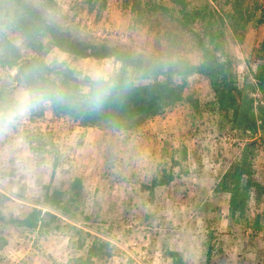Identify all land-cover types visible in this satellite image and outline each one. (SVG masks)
<instances>
[{"label": "rangeland", "instance_id": "374dc122", "mask_svg": "<svg viewBox=\"0 0 264 264\" xmlns=\"http://www.w3.org/2000/svg\"><path fill=\"white\" fill-rule=\"evenodd\" d=\"M24 1L86 47L116 48L165 66L199 63L192 36L175 17L147 12V0H138L146 11L142 16L132 8L135 0ZM186 1L203 7L211 0ZM212 2L218 9L229 7L228 0ZM245 4L252 13L246 31L241 37L234 38L229 31L226 36L238 86L251 88L264 54V26L257 22L264 15V0ZM47 61H65L88 77L100 68L112 74L119 68L112 59L76 61L56 51ZM187 83L194 100L146 121L136 134L110 135L72 127L67 118L55 122L49 115L31 119L30 114L18 124L20 131L0 133V214L22 218L35 208L43 216L46 188L63 187L79 177L85 189L81 210L87 216L72 222L81 232L54 231L43 226V219L34 230L0 222V264H59L84 258L91 245L101 248L99 240L107 243L102 246L105 256L93 258L92 264H172L168 251L178 252L187 264H200L207 226L219 233L212 264H260L264 243L253 236L251 224L255 220L264 224V90L250 94L258 118V145L247 207L242 217L230 219L229 193L221 179L242 142L223 130L225 121L212 108L207 82L192 75ZM20 89L16 70L0 68L5 105ZM177 161L179 166L172 165ZM168 177L167 184L157 185ZM79 240L83 249L75 244Z\"/></svg>", "mask_w": 264, "mask_h": 264}, {"label": "trees", "instance_id": "16d2710c", "mask_svg": "<svg viewBox=\"0 0 264 264\" xmlns=\"http://www.w3.org/2000/svg\"><path fill=\"white\" fill-rule=\"evenodd\" d=\"M147 3V12L175 17L182 30L192 36L199 57L198 64L182 62L165 66L159 62H147L116 48L86 47L49 24L24 0H0V68L15 69L19 87L37 88L50 94L47 105L43 104L30 113L31 119L49 115L57 122L67 118L72 127L104 130L110 135L123 132L136 134L146 121L162 115L177 104L191 102L194 96L189 91L187 79L192 75L199 76L213 93L212 108L224 119L223 130L226 129L242 142L238 155L221 179L229 193V217L240 218L247 207L248 190L253 183L252 162L258 145V118L255 100L250 94L264 90V54L254 73L255 86L240 88L233 71V57L227 47L226 34L229 31L234 38L243 36L252 19L251 8L245 4V0H228L227 9H218L212 0L203 7L192 6L186 0H166L165 3L147 0ZM142 5L138 0L132 5L139 16L146 12ZM257 22L264 26V15ZM261 50L264 51V38ZM53 51L76 61L87 58L96 61L112 59L119 64L118 70L112 74L114 86L101 107L94 108L87 102L90 77L77 73L65 61L59 64L56 61L48 62V55ZM82 88H86V91ZM57 94L63 99H57ZM2 98L0 92V105H5L7 101ZM13 129L20 131L18 124ZM181 156L185 159V149ZM172 165L179 166V162ZM170 168L173 170L172 166ZM168 178L156 181L157 185L167 184L171 180V177ZM2 196L0 193V198ZM84 199L83 182L75 177L63 187L46 188L42 205L47 211L43 216L41 210L34 208L22 218L6 219L0 214V222L34 230L43 219V226L54 231L67 229L81 232L72 222L78 216L87 219L81 210ZM251 230L253 236L264 243V224L255 220ZM218 236L214 228L205 227L200 264H212L214 241ZM79 241L75 244L78 249H83L84 242ZM98 243L101 248L91 245L84 258H70L59 264H92L93 258L105 256L102 246L107 243L102 240ZM67 245L70 249V239ZM167 255L172 264H187L176 251H168ZM260 264H264V255Z\"/></svg>", "mask_w": 264, "mask_h": 264}, {"label": "clouds", "instance_id": "9594fccd", "mask_svg": "<svg viewBox=\"0 0 264 264\" xmlns=\"http://www.w3.org/2000/svg\"><path fill=\"white\" fill-rule=\"evenodd\" d=\"M87 102L94 108L102 106L113 88V75L104 68L97 69L90 75ZM57 99H63L59 94ZM50 99L47 91L37 88H21L7 105H0V133L14 128L33 110Z\"/></svg>", "mask_w": 264, "mask_h": 264}]
</instances>
